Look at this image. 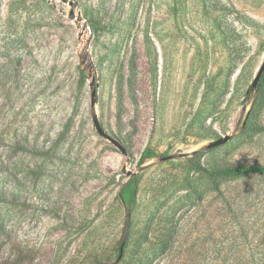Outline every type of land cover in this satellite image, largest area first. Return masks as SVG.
<instances>
[{
  "label": "rangeland",
  "instance_id": "374dc122",
  "mask_svg": "<svg viewBox=\"0 0 264 264\" xmlns=\"http://www.w3.org/2000/svg\"><path fill=\"white\" fill-rule=\"evenodd\" d=\"M263 59L264 0H0V264H264V175H206L264 165Z\"/></svg>",
  "mask_w": 264,
  "mask_h": 264
},
{
  "label": "trees",
  "instance_id": "16d2710c",
  "mask_svg": "<svg viewBox=\"0 0 264 264\" xmlns=\"http://www.w3.org/2000/svg\"><path fill=\"white\" fill-rule=\"evenodd\" d=\"M84 79H85V73L81 70L80 84L84 82ZM197 168L205 171L201 167H197ZM206 175L211 179V181H213L215 177L220 175L236 176V177L244 176V175H264V165H249V166L237 165L219 172H210L206 170ZM124 214H125V219H124L125 223H124L123 236L120 242V246H124L127 239V233L131 219V206L129 203L124 204Z\"/></svg>",
  "mask_w": 264,
  "mask_h": 264
},
{
  "label": "water",
  "instance_id": "95a60500",
  "mask_svg": "<svg viewBox=\"0 0 264 264\" xmlns=\"http://www.w3.org/2000/svg\"><path fill=\"white\" fill-rule=\"evenodd\" d=\"M72 18H73V16H72ZM263 72H264V59H263L261 65L259 66V68H258V70H257V72H256V74H255V76H254V79H253V81H252V83H251V86H250L251 89H254V88L257 87L258 82H259V80H260V78H261ZM94 96H95V92L93 91V92L91 93V107L94 106ZM93 120H94V125H95V127H96V130H97L98 134L101 135L102 137L107 138V139H108V140H109L114 146H116V147L120 150V152H121L122 154L126 155L127 152H126L125 147H124L120 142H118L117 140H115L114 138L108 136V135L102 130V127L99 125V123H98V121L96 120V118H94ZM229 138H230V136H225V137L219 138V139H217V140L211 142L210 144H208V145L206 146V148H207V149L216 148V147H218V146H220V145L226 143V142L229 140ZM185 155H186V154H181L180 156H185ZM174 157H175V156L173 155V156H169V157L161 158L160 160H161V161H166V160H169V159H173ZM129 175H130V174H129Z\"/></svg>",
  "mask_w": 264,
  "mask_h": 264
}]
</instances>
